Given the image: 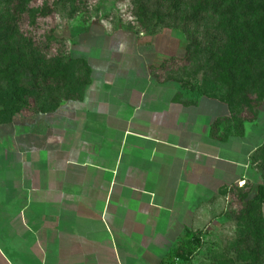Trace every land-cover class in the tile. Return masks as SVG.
I'll return each mask as SVG.
<instances>
[{"label":"crops","instance_id":"obj_1","mask_svg":"<svg viewBox=\"0 0 264 264\" xmlns=\"http://www.w3.org/2000/svg\"><path fill=\"white\" fill-rule=\"evenodd\" d=\"M173 32L85 38L79 99L0 124V264H160L256 182L264 108L237 135L223 103L177 101L156 72L183 55Z\"/></svg>","mask_w":264,"mask_h":264},{"label":"rangeland","instance_id":"obj_2","mask_svg":"<svg viewBox=\"0 0 264 264\" xmlns=\"http://www.w3.org/2000/svg\"><path fill=\"white\" fill-rule=\"evenodd\" d=\"M182 1L185 10L188 0ZM142 4L150 8L149 13L160 17L158 22L153 20L145 30L134 17L135 9ZM43 9V13L47 10L45 15L40 14ZM155 9L161 13H156ZM169 10L168 0H0V69H16L22 81L30 82L35 88V95L28 98L29 110L57 102L66 96L69 84L83 81L81 71L77 69L80 65L70 62L81 61L85 38H113L121 29L135 34L143 31L147 36L168 29L177 32H173L177 40L178 33L184 35L178 31L182 22L177 13L166 17L170 14ZM217 26L216 23L201 22L191 26L186 38L192 55L187 60H165L163 69L166 72H157L160 78L163 80L164 77L167 83L176 86L178 81L197 85L205 71L203 67L207 55L203 47L208 48L210 40H223L226 35H219L221 32H217ZM93 53L94 50L91 51ZM66 64L68 67L64 68ZM263 108L264 101L256 108L257 114ZM249 116L245 112V117ZM260 185V177L255 183H248L247 198L255 196ZM232 193L225 201L221 218L210 229L198 233L194 251L189 255L182 252V259L177 264H225L224 256L234 258V217L244 199L239 200L235 191ZM254 264H264V255L258 256Z\"/></svg>","mask_w":264,"mask_h":264},{"label":"trees","instance_id":"obj_3","mask_svg":"<svg viewBox=\"0 0 264 264\" xmlns=\"http://www.w3.org/2000/svg\"><path fill=\"white\" fill-rule=\"evenodd\" d=\"M182 3V0H168L170 14L166 17L170 18L175 13L180 17L182 27L178 31L184 34L182 37L185 45L181 57L171 58L167 62L187 60L192 55L186 33L196 23L211 25L216 23L217 32H221L219 35H226L223 40H210L208 48L203 47V52L207 55L203 67L204 77L198 80L197 85L187 82L181 84L178 81L175 99L178 101L182 98V101L191 103L197 98L207 97L223 103L230 116L228 120H218L214 127L226 123L230 128L228 133L238 135L244 122L255 120L256 108L264 101V0H188L185 10ZM149 9L142 4L134 12L136 20L144 26L143 30L150 26L153 20L155 22L160 20V17L149 13ZM154 11L159 12L157 9ZM43 12L44 9L40 14L45 15L47 10ZM70 63L80 65L77 69L81 71L83 81L78 80L69 84L67 94L61 100L39 105L33 110H29L27 103L28 98L35 95V88L30 82H23L21 74L16 69L11 71L0 69V124L10 122L12 117L21 111L48 113L54 111L62 100L79 99L87 82L89 67L82 59ZM165 63L166 61L161 63L156 72L163 70L165 73L163 69ZM63 67L67 68L68 64ZM245 112L250 116L245 117ZM250 161L261 179L257 194L251 199L247 198L248 182H243L240 187L232 185L224 191L227 200L232 196V191H235L237 199H244L241 200L243 205L234 217L236 222V239L232 243L234 258L224 256L225 264L236 262L254 264L258 256L264 255V142L251 154ZM199 232H186L160 264H177L176 262L182 259V252L188 255L192 253L197 246Z\"/></svg>","mask_w":264,"mask_h":264},{"label":"built area","instance_id":"obj_4","mask_svg":"<svg viewBox=\"0 0 264 264\" xmlns=\"http://www.w3.org/2000/svg\"><path fill=\"white\" fill-rule=\"evenodd\" d=\"M241 185H242V182H239L237 186L240 187Z\"/></svg>","mask_w":264,"mask_h":264}]
</instances>
